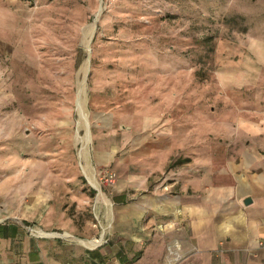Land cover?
<instances>
[{
    "label": "rangeland",
    "instance_id": "1",
    "mask_svg": "<svg viewBox=\"0 0 264 264\" xmlns=\"http://www.w3.org/2000/svg\"><path fill=\"white\" fill-rule=\"evenodd\" d=\"M256 5L0 0V264H244L182 245L168 261L175 224L148 200L177 159L225 145L227 101L254 121L264 68L227 81L254 69Z\"/></svg>",
    "mask_w": 264,
    "mask_h": 264
},
{
    "label": "crops",
    "instance_id": "2",
    "mask_svg": "<svg viewBox=\"0 0 264 264\" xmlns=\"http://www.w3.org/2000/svg\"><path fill=\"white\" fill-rule=\"evenodd\" d=\"M255 18L260 31L255 37L249 35L254 47H250V52L256 57L254 69L250 60L244 72H234L240 74L238 80L227 81L230 86L240 87L249 78L258 82L262 75L264 5H256ZM263 92L262 89L261 97ZM261 97L254 104V121L247 120L248 102L243 98L227 101L230 112L225 114L224 121L231 123L219 130L227 144L196 149L191 160L178 159L175 170L166 176L170 190L151 194L148 200L151 211L172 217L175 228L167 227L166 232L175 235L184 251H222L244 264H263V250L258 246V241L264 238V98ZM233 123H237L235 127ZM124 197L125 194H119L113 198ZM246 198L250 202L244 203ZM141 210L136 206L133 213ZM0 215H3V184Z\"/></svg>",
    "mask_w": 264,
    "mask_h": 264
},
{
    "label": "built area",
    "instance_id": "3",
    "mask_svg": "<svg viewBox=\"0 0 264 264\" xmlns=\"http://www.w3.org/2000/svg\"><path fill=\"white\" fill-rule=\"evenodd\" d=\"M167 188V186H165ZM258 246L263 250L264 254V238H261L258 241ZM181 244L179 240H174L171 245H168L167 247V260L172 262V261H177L178 259L181 258Z\"/></svg>",
    "mask_w": 264,
    "mask_h": 264
},
{
    "label": "trees",
    "instance_id": "4",
    "mask_svg": "<svg viewBox=\"0 0 264 264\" xmlns=\"http://www.w3.org/2000/svg\"><path fill=\"white\" fill-rule=\"evenodd\" d=\"M176 162L178 163L180 161L177 159ZM4 228H5V225H3V230H4ZM6 236H7L6 233H3V237H6Z\"/></svg>",
    "mask_w": 264,
    "mask_h": 264
},
{
    "label": "water",
    "instance_id": "5",
    "mask_svg": "<svg viewBox=\"0 0 264 264\" xmlns=\"http://www.w3.org/2000/svg\"><path fill=\"white\" fill-rule=\"evenodd\" d=\"M248 202H250V199H249V198H246V199L244 200V203H248Z\"/></svg>",
    "mask_w": 264,
    "mask_h": 264
}]
</instances>
